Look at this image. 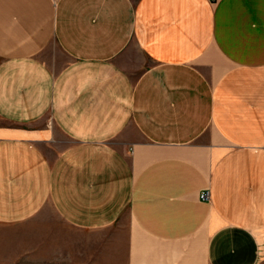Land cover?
<instances>
[{
  "label": "crops",
  "instance_id": "obj_1",
  "mask_svg": "<svg viewBox=\"0 0 264 264\" xmlns=\"http://www.w3.org/2000/svg\"><path fill=\"white\" fill-rule=\"evenodd\" d=\"M23 224L0 238H92L93 264H264V0H0Z\"/></svg>",
  "mask_w": 264,
  "mask_h": 264
},
{
  "label": "rangeland",
  "instance_id": "obj_2",
  "mask_svg": "<svg viewBox=\"0 0 264 264\" xmlns=\"http://www.w3.org/2000/svg\"><path fill=\"white\" fill-rule=\"evenodd\" d=\"M45 210L40 218H54ZM25 225L2 228L1 235L25 234ZM92 238H0V264H93ZM105 240L106 238H93ZM121 249L123 238H117ZM104 252H99L97 264H105ZM102 260V261H101Z\"/></svg>",
  "mask_w": 264,
  "mask_h": 264
},
{
  "label": "built area",
  "instance_id": "obj_3",
  "mask_svg": "<svg viewBox=\"0 0 264 264\" xmlns=\"http://www.w3.org/2000/svg\"><path fill=\"white\" fill-rule=\"evenodd\" d=\"M201 200L208 201L210 198V192L208 190L203 191L200 195Z\"/></svg>",
  "mask_w": 264,
  "mask_h": 264
}]
</instances>
